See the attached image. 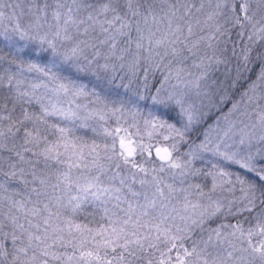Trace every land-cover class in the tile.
Listing matches in <instances>:
<instances>
[{
  "label": "snow or ice",
  "instance_id": "snow-or-ice-1",
  "mask_svg": "<svg viewBox=\"0 0 264 264\" xmlns=\"http://www.w3.org/2000/svg\"><path fill=\"white\" fill-rule=\"evenodd\" d=\"M0 264H264V0H0Z\"/></svg>",
  "mask_w": 264,
  "mask_h": 264
},
{
  "label": "rangeland",
  "instance_id": "rangeland-1",
  "mask_svg": "<svg viewBox=\"0 0 264 264\" xmlns=\"http://www.w3.org/2000/svg\"><path fill=\"white\" fill-rule=\"evenodd\" d=\"M200 165L199 164H197V167H199Z\"/></svg>",
  "mask_w": 264,
  "mask_h": 264
},
{
  "label": "trees",
  "instance_id": "trees-1",
  "mask_svg": "<svg viewBox=\"0 0 264 264\" xmlns=\"http://www.w3.org/2000/svg\"><path fill=\"white\" fill-rule=\"evenodd\" d=\"M90 135V134H89ZM183 151V149H181ZM234 222V221H233Z\"/></svg>",
  "mask_w": 264,
  "mask_h": 264
}]
</instances>
